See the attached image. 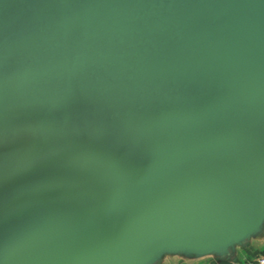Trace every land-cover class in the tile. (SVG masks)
Returning a JSON list of instances; mask_svg holds the SVG:
<instances>
[{
    "label": "water",
    "instance_id": "obj_1",
    "mask_svg": "<svg viewBox=\"0 0 264 264\" xmlns=\"http://www.w3.org/2000/svg\"><path fill=\"white\" fill-rule=\"evenodd\" d=\"M263 230L264 0H0V264Z\"/></svg>",
    "mask_w": 264,
    "mask_h": 264
},
{
    "label": "crops",
    "instance_id": "obj_2",
    "mask_svg": "<svg viewBox=\"0 0 264 264\" xmlns=\"http://www.w3.org/2000/svg\"><path fill=\"white\" fill-rule=\"evenodd\" d=\"M264 255V230L228 253L195 256L185 252H166L155 264H255Z\"/></svg>",
    "mask_w": 264,
    "mask_h": 264
},
{
    "label": "built area",
    "instance_id": "obj_3",
    "mask_svg": "<svg viewBox=\"0 0 264 264\" xmlns=\"http://www.w3.org/2000/svg\"><path fill=\"white\" fill-rule=\"evenodd\" d=\"M255 264H264V255L260 256L256 261Z\"/></svg>",
    "mask_w": 264,
    "mask_h": 264
}]
</instances>
